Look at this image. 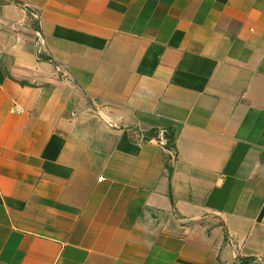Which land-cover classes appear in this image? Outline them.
Returning a JSON list of instances; mask_svg holds the SVG:
<instances>
[{
	"label": "crops",
	"instance_id": "1",
	"mask_svg": "<svg viewBox=\"0 0 264 264\" xmlns=\"http://www.w3.org/2000/svg\"><path fill=\"white\" fill-rule=\"evenodd\" d=\"M262 258L264 0H0V264Z\"/></svg>",
	"mask_w": 264,
	"mask_h": 264
},
{
	"label": "built area",
	"instance_id": "2",
	"mask_svg": "<svg viewBox=\"0 0 264 264\" xmlns=\"http://www.w3.org/2000/svg\"><path fill=\"white\" fill-rule=\"evenodd\" d=\"M31 14L37 18L35 13H31ZM35 36H36V45H37V55L41 57L42 54L45 52L46 39L40 28L35 30ZM262 264H264V258H262Z\"/></svg>",
	"mask_w": 264,
	"mask_h": 264
},
{
	"label": "trees",
	"instance_id": "3",
	"mask_svg": "<svg viewBox=\"0 0 264 264\" xmlns=\"http://www.w3.org/2000/svg\"><path fill=\"white\" fill-rule=\"evenodd\" d=\"M165 138L167 139V148L174 146V132H169L165 134Z\"/></svg>",
	"mask_w": 264,
	"mask_h": 264
}]
</instances>
